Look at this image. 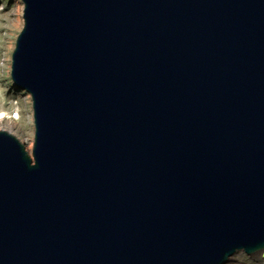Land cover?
<instances>
[{"label":"water","instance_id":"1","mask_svg":"<svg viewBox=\"0 0 264 264\" xmlns=\"http://www.w3.org/2000/svg\"><path fill=\"white\" fill-rule=\"evenodd\" d=\"M22 1L0 264L264 258V0Z\"/></svg>","mask_w":264,"mask_h":264},{"label":"rangeland","instance_id":"2","mask_svg":"<svg viewBox=\"0 0 264 264\" xmlns=\"http://www.w3.org/2000/svg\"><path fill=\"white\" fill-rule=\"evenodd\" d=\"M24 3L22 0H0V114H5L0 129L15 134L31 152L34 142L35 125L31 96L15 89L9 75L11 52L15 40L24 26ZM19 109L20 118L11 119L12 110ZM13 124L10 126L9 123ZM227 264H264L260 255L250 256L244 252L234 255Z\"/></svg>","mask_w":264,"mask_h":264},{"label":"built area","instance_id":"3","mask_svg":"<svg viewBox=\"0 0 264 264\" xmlns=\"http://www.w3.org/2000/svg\"><path fill=\"white\" fill-rule=\"evenodd\" d=\"M20 116H21V113H20L18 108L16 110L15 109L12 110L11 119L16 120V119L20 118Z\"/></svg>","mask_w":264,"mask_h":264},{"label":"bare ground","instance_id":"4","mask_svg":"<svg viewBox=\"0 0 264 264\" xmlns=\"http://www.w3.org/2000/svg\"><path fill=\"white\" fill-rule=\"evenodd\" d=\"M4 115L5 114H3V113L0 114V122L1 123L3 122L2 118L4 117ZM5 124H7V125L9 124L10 126H13V124H10V122L9 123H5Z\"/></svg>","mask_w":264,"mask_h":264}]
</instances>
